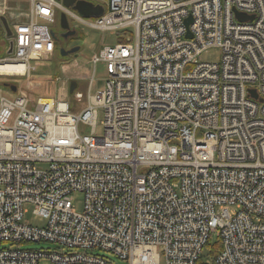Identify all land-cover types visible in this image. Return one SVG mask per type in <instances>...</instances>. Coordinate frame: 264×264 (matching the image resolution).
I'll return each mask as SVG.
<instances>
[{
    "label": "built area",
    "instance_id": "built-area-1",
    "mask_svg": "<svg viewBox=\"0 0 264 264\" xmlns=\"http://www.w3.org/2000/svg\"><path fill=\"white\" fill-rule=\"evenodd\" d=\"M20 1L26 20L12 24L0 76H25L27 87L31 62L54 51L56 9L124 31L125 41L94 52L92 73L61 65L67 73L56 80L67 88L85 78V95L78 83L71 100L0 88V244H9L0 264H120L90 250L121 264H159L160 255L198 264L213 235L219 250L206 264H264V0H107L93 19L58 0ZM210 47L220 61L198 62ZM73 192L83 194L80 212ZM26 203L43 227L22 222ZM39 241L59 250L20 248Z\"/></svg>",
    "mask_w": 264,
    "mask_h": 264
},
{
    "label": "rangeland",
    "instance_id": "rangeland-1",
    "mask_svg": "<svg viewBox=\"0 0 264 264\" xmlns=\"http://www.w3.org/2000/svg\"><path fill=\"white\" fill-rule=\"evenodd\" d=\"M96 2H104L103 0H94ZM60 11H58L59 14ZM77 13L76 11H74ZM70 19V18H69ZM74 24L75 27H73L74 35L69 39L68 47L69 46H76L78 45L79 51L77 55L75 56H68L66 59V63L71 64L72 61H75L78 65L77 69H72L73 72L77 74H87L88 70L92 73L93 66L87 64V60L90 58V56L98 51L102 46L104 45H112L118 40V33H123L124 31L117 32L116 31H110V30H98L93 29L88 26H85L76 20H73L72 25ZM53 29L55 32H57L59 35L62 33V29L59 24V20L53 24ZM129 31L132 30L131 27L128 28ZM127 35V34H126ZM0 36L2 38L3 34L0 30ZM61 38V37H60ZM3 46L0 45V56L3 55ZM71 48V47H70ZM221 57V50L218 47H210L200 53L197 56L198 62H211V63H218L220 61ZM62 63V64H66ZM32 66L34 67L33 70L30 72V82L31 84L29 87L26 86L27 84V78L25 76H0V86L2 88V91L5 93H9L8 88L4 86L3 84L10 85L11 83H15L20 88H22L28 96H30L32 99H35L40 96H49L53 98H59L62 96L63 93H66L64 96L65 99L71 100L73 98L72 94H68V85L67 88L64 87L63 83L66 82L67 79L62 81H57L55 77H60L64 79V75L67 73V70L63 67H60V63L58 62L57 55H54L52 57L49 56V58L46 59H39L34 60L31 62ZM94 82H95V88L94 90H101L104 86V79L106 77L105 75V69L101 64H97L94 67ZM69 80H75L74 78ZM78 87L77 91L81 92L83 95H85L87 89V80L80 79L77 81ZM10 96V94H8ZM102 119V111L98 110L97 113V126L95 130V134L97 136H101L103 134V129L100 124V121ZM79 129L84 131L85 133L89 132V129L84 125H79ZM70 200L72 203V206L77 212H80L82 210L83 206V194L80 192H73L70 194ZM24 214L22 218V222L31 225V226H38L43 227L46 223L45 218L37 215L34 213L33 209L34 206L30 203H26L24 205ZM212 242L215 241V236H212ZM9 247L8 242H4L0 244L1 248H7ZM20 248L22 249H42V250H48V251H58L56 244L48 241H39V242H23L20 244ZM92 254L102 255L108 259L113 260L115 263H122V261H119L116 259V257L111 254L110 252L102 251V250H90ZM207 250H203V260L204 261H211L208 257L205 258ZM38 264H49L48 260L42 259L39 261ZM126 264V263H125ZM159 264H164V258L162 255H160L159 258Z\"/></svg>",
    "mask_w": 264,
    "mask_h": 264
},
{
    "label": "crops",
    "instance_id": "crops-1",
    "mask_svg": "<svg viewBox=\"0 0 264 264\" xmlns=\"http://www.w3.org/2000/svg\"><path fill=\"white\" fill-rule=\"evenodd\" d=\"M84 1H87V2H90V3H92L93 5H100V6H102L103 7V13L106 11V9H107V0H103L104 2L102 3V2H96V1H94V0H84ZM58 2L60 3V4H62V0H58ZM75 4H76V1H74L73 2V4L70 6V7H68L70 10H72L73 12L74 11H76L77 13H75V14H77L78 16H80V17H83V18H85V19H93V18H96V17H98V16H100V15H102V14H100V15H98V16H94V15H91V16H89V17H85V16H82L80 13H78V11L76 10V9H74L73 8V6H75ZM7 5H8V7L10 8V10L11 11H7V12H5V14H3V16H4V18H5V20H6V22H7V25H8V27L12 30V24H14V23H18V22H21V21H25L26 20V16H24V13L26 12V10L28 9V2L27 1H20V0H11V1H8L7 2ZM63 5V4H62ZM64 6V5H63ZM66 7V6H65ZM58 11H60L59 9H56V12H55V14H56V19H55V22L57 21V19L59 20V24H60V14H61V11L59 12V14H58ZM20 12H22V15H20ZM18 15V16H17ZM0 17H1V15H0ZM67 17V20H68V24H69V29H71V31L73 30V27H75L74 26V24L72 25V22H73V20H75V19H73V18H70L69 16H66ZM70 18V19H69ZM61 27V26H60ZM61 29H63L62 27H61ZM0 30H1V32H2V34H3V37L4 38H2L1 36H0V45H2L3 46V55L5 54V51H6V48L8 47V42L9 41H7L6 40V38L8 37V35H7V33H6V31H5V28H4V26H3V24H2V22H1V20H0ZM74 31V30H73ZM72 31V32H73ZM56 46H59L58 44H56ZM72 48V47H71ZM77 53L78 52H76V55H77ZM70 54H73V56H74V54L75 53H70ZM57 55V58H58V62L60 63V67H61V65H62V63H66V59L68 58V57H63L64 55H59V54H56ZM75 55V56H76ZM52 56H54V53L53 54H51V56L50 57H52ZM70 74H72V72H69ZM69 83H67V85H68ZM69 86V85H68ZM15 88V90H13L12 88ZM8 91H9V93H5L4 91H2L5 95H7L8 96V94H10V96L9 97H13V96H16V95H18L19 93H21V92H25L22 88H20L18 85H16L15 83H11L10 84V86H9V88H8ZM68 94H69V91H68ZM63 95H66V93H63Z\"/></svg>",
    "mask_w": 264,
    "mask_h": 264
},
{
    "label": "water",
    "instance_id": "water-1",
    "mask_svg": "<svg viewBox=\"0 0 264 264\" xmlns=\"http://www.w3.org/2000/svg\"><path fill=\"white\" fill-rule=\"evenodd\" d=\"M74 1H76V4H75V6H73V8L76 9L78 11V13H80L82 16H85V17H89L91 15L98 16V15L103 13V7L102 6L93 5L92 3L84 1V0H62V4L66 7H70ZM236 16L240 20L247 19V18L252 19V16H245V15L240 14V13H236ZM0 20H1V22L5 28L7 35L10 36L11 31L7 25L5 18L3 16H1ZM190 22H191L190 16L185 18L184 23L186 26H188V24ZM60 26L64 30L69 28L68 20H67L66 14L64 12H61V14H60ZM79 48L80 47L78 45L73 46L72 48H70L65 53L63 52V48H62L61 49L62 55H66L68 52L69 53H75L74 55H76V52L79 51ZM11 51H12V40L9 41V48L7 49V53H11ZM76 86H77L76 80H70L69 86H68L69 93H72ZM12 89L15 90L14 87ZM249 93L253 97L255 96V93L252 89H249Z\"/></svg>",
    "mask_w": 264,
    "mask_h": 264
},
{
    "label": "flooded vegetation",
    "instance_id": "flooded-vegetation-1",
    "mask_svg": "<svg viewBox=\"0 0 264 264\" xmlns=\"http://www.w3.org/2000/svg\"><path fill=\"white\" fill-rule=\"evenodd\" d=\"M73 31V30H72ZM71 31V29H66V30H64V29H62V33H61V35H59L57 32H55L56 33V36H57V40H56V44H58L59 46H56L55 45V48H54V51H53V53H54V55H56V54H59V55H62V51H61V49L63 48V52L65 53V52H67L69 49H70V47H72V46H69L68 47V42H69V39L74 35V31L72 32ZM61 37V38H60ZM52 53V54H53ZM68 56H73V54H70L69 52L66 54V55H64L63 57H68Z\"/></svg>",
    "mask_w": 264,
    "mask_h": 264
},
{
    "label": "trees",
    "instance_id": "trees-1",
    "mask_svg": "<svg viewBox=\"0 0 264 264\" xmlns=\"http://www.w3.org/2000/svg\"><path fill=\"white\" fill-rule=\"evenodd\" d=\"M117 33V32H116ZM117 38L118 40L120 41H125V33H118L117 34ZM212 240V239H211ZM210 240V242L208 243L207 245V252H206V255H205V258L207 257H212L211 255H213L214 253H216L218 250H219V245L216 241L212 242ZM204 258L202 257L200 260H199V263L198 264H206L205 261L203 260Z\"/></svg>",
    "mask_w": 264,
    "mask_h": 264
},
{
    "label": "bare ground",
    "instance_id": "bare-ground-1",
    "mask_svg": "<svg viewBox=\"0 0 264 264\" xmlns=\"http://www.w3.org/2000/svg\"><path fill=\"white\" fill-rule=\"evenodd\" d=\"M6 67H9V68H16V67H20L19 65H7ZM154 261V260H153Z\"/></svg>",
    "mask_w": 264,
    "mask_h": 264
}]
</instances>
